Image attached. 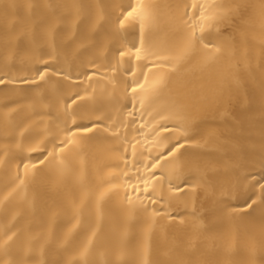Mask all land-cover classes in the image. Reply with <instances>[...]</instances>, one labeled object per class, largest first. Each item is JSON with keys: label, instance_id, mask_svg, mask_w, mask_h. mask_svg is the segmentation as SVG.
Wrapping results in <instances>:
<instances>
[{"label": "bare ground", "instance_id": "1", "mask_svg": "<svg viewBox=\"0 0 264 264\" xmlns=\"http://www.w3.org/2000/svg\"><path fill=\"white\" fill-rule=\"evenodd\" d=\"M0 81V264H264V0H0Z\"/></svg>", "mask_w": 264, "mask_h": 264}, {"label": "snow or ice", "instance_id": "2", "mask_svg": "<svg viewBox=\"0 0 264 264\" xmlns=\"http://www.w3.org/2000/svg\"><path fill=\"white\" fill-rule=\"evenodd\" d=\"M142 7V4H140V3H138L136 6H130V8H131V10H129V11H127V14H126V16L123 18V19H121L120 20V25H121V27L123 26V24H124V21L125 20H127V19H129V18H135L134 17V13H138V10L140 9ZM121 55H124V53H121ZM137 59H139V56L137 55ZM41 79L43 78V74H41V77H40ZM0 83H2V81H0ZM133 91H135V88H133L132 89ZM165 131H167V128H165L164 129ZM65 143H67V141L65 142ZM179 146H173V148L172 149H169V153L168 154H170L172 151H174V150H176L177 148H178ZM157 159V161L160 159V157H157L156 158ZM155 166V164H153V165H149V167H154ZM147 190V188H145V191Z\"/></svg>", "mask_w": 264, "mask_h": 264}]
</instances>
